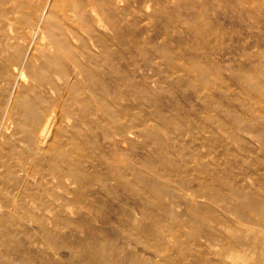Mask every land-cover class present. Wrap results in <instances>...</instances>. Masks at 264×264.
Masks as SVG:
<instances>
[{
  "label": "rangeland",
  "instance_id": "1",
  "mask_svg": "<svg viewBox=\"0 0 264 264\" xmlns=\"http://www.w3.org/2000/svg\"><path fill=\"white\" fill-rule=\"evenodd\" d=\"M0 264H264V0H0Z\"/></svg>",
  "mask_w": 264,
  "mask_h": 264
},
{
  "label": "bare ground",
  "instance_id": "2",
  "mask_svg": "<svg viewBox=\"0 0 264 264\" xmlns=\"http://www.w3.org/2000/svg\"><path fill=\"white\" fill-rule=\"evenodd\" d=\"M45 8H46V6H45ZM48 12V11H47ZM45 13H46V11H45ZM43 14V13H42ZM48 14V13H47ZM43 16V15H42ZM41 16V17H42ZM41 20V19H40ZM38 25V24H37ZM39 31V30H38ZM32 35V34H31ZM30 35V36H31ZM14 76V75H13ZM21 77H23L22 75H21ZM38 117V116H37ZM54 117V116H53ZM35 118V117H34ZM31 120H33L32 118H31ZM56 120V119H55ZM35 121V120H34ZM30 123L32 124V121H30ZM34 123H36V122H34ZM39 123L40 122H38V126H39ZM51 123H53L52 122V116H48L46 119H44V121L42 122V124H41V126H40V128H39V130H38V133H37V140L41 143V144H44L45 142H46V140H47V138H48V135L50 134L49 133V129H50V126H51ZM30 125V124H29ZM31 126H33V124L31 125ZM37 125H35V127H36ZM30 127V126H29ZM29 127H27V128H29ZM35 127H33V129L35 128ZM53 127V126H52ZM30 129H31V127H30ZM25 130H27V129H25ZM35 130V129H34ZM27 133V132H26ZM31 133V132H30ZM36 133V132H35ZM35 137V136H34ZM32 140H34V139H32ZM34 143H35V141H33ZM32 142V143H33ZM38 143V142H37ZM36 143V144H37ZM34 145V144H33ZM64 174H67V173H64ZM157 253V252H156ZM235 257V256H234ZM251 257V256H250Z\"/></svg>",
  "mask_w": 264,
  "mask_h": 264
}]
</instances>
